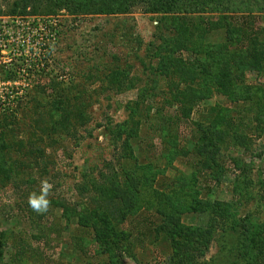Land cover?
Segmentation results:
<instances>
[{"label": "rangeland", "instance_id": "374dc122", "mask_svg": "<svg viewBox=\"0 0 264 264\" xmlns=\"http://www.w3.org/2000/svg\"><path fill=\"white\" fill-rule=\"evenodd\" d=\"M15 2L21 0H0V62L14 56L15 65L27 56L29 63L8 81L24 94L26 107L16 114L23 123L12 127L20 149H0V264L178 263L191 242L186 233L208 230L207 214L188 207L218 198L233 200L229 210L236 216L213 228L207 247L193 244L192 264H264V186L258 183L264 178V9L240 0L235 11L195 12L192 22L211 20L204 37L210 53L189 54L190 62L198 56L201 63L187 64L197 72L190 82L184 78L191 75L168 71L152 56L161 41L158 14L140 7L120 15H73L64 8L34 14L31 7L32 14H7ZM246 32L255 39L244 40ZM6 37L13 49L5 47ZM49 49L42 66L39 58ZM217 65L234 75L229 91L214 84ZM202 66L207 69L198 72ZM110 69L125 87L107 85ZM189 83L194 91L203 86L193 104ZM10 88L0 82V96ZM56 89L66 96L62 108L51 106ZM172 92L185 94L190 109L168 106ZM156 109L170 117L161 130ZM125 119L139 123L124 144L104 126ZM235 125L248 138L246 147L234 144ZM205 133L221 137L205 148L215 165L200 193L194 168L203 157L196 142ZM42 180L53 185L51 203L37 214L26 200L39 193Z\"/></svg>", "mask_w": 264, "mask_h": 264}, {"label": "trees", "instance_id": "16d2710c", "mask_svg": "<svg viewBox=\"0 0 264 264\" xmlns=\"http://www.w3.org/2000/svg\"><path fill=\"white\" fill-rule=\"evenodd\" d=\"M236 1L237 3L240 2V0H21L20 4L18 2H15L13 7L6 13L26 15L32 14V12L34 11L33 13L35 14L37 13L36 11H38L37 9H41L42 11H45V13H51L61 8H64L65 10H67V12L73 15H120L128 14L132 12L135 7H140L143 12L155 13L159 16V26L156 27L157 32H155V37H158V39H161V41L160 44H157L158 46L154 49L155 52H153L152 56L154 58H158L160 60V64H163L164 67H166L167 69H171V67H177V70L182 74L183 77H185L191 75V73H197L195 71V68L187 70L191 67L187 64L191 63L192 66H194V64H201L198 56H195L194 60L190 62V53H194L196 55L210 53L207 49V46L204 44V37L206 32L210 29L209 26L211 24V20H200L197 23H194L190 20L192 15H194L195 12L199 11L217 13L220 11H228L234 9L236 10ZM42 2H44L43 5L40 4ZM253 2H255V5H257L258 8L264 9V1L261 0L260 2L258 0H253ZM246 5L252 7V2H249V4ZM28 7H31L32 12L27 9ZM54 34H56V36ZM54 34L52 36L55 38V40H57V33ZM251 37L252 40L255 39L252 35H250L249 32H246L244 40L249 38V40H251ZM5 42V47H7L8 49L14 48V43H11L8 37H6ZM1 49L2 48L0 47V51ZM51 51L52 50L49 49L47 52L48 54H43L44 56L39 58V63H41L42 66H47V60L45 59V56H49ZM14 61L15 59L13 56L11 61L7 63L0 62V82L5 83V85L11 86L10 91L12 92L10 94L6 93V95L0 96V139L3 140L5 137H7V135H10L9 143L2 141V143L0 144V149H5L9 147V150L10 144L14 147V149H20L19 143L13 141L12 139V127H18V125H21V123H23L20 121L19 118H16V114L18 113L17 109H24L26 107V104L22 105V102H20L21 97L24 94L17 92L18 86L8 81H13L10 77H12V75H15L18 71L23 69L27 63H29L27 56H21L19 61L15 65ZM206 69L207 68L205 66H202V69H200L198 72L204 71ZM216 69H218L219 71L217 72V74L215 73L213 75L215 77V86L218 89H224L229 91L232 86L231 79L232 76H234L233 73L229 69H227L228 72H224L218 65ZM168 71L170 70L168 69ZM187 72L190 73L188 74ZM104 78L107 85L111 89L118 91L125 87L124 85L126 82H124L123 78L120 77V74L113 72V69H110L107 73H105ZM188 78L191 79L190 82H193L195 79L191 75L190 77L184 78L185 81ZM181 80L185 82L180 76V81ZM186 85L184 86V88L186 87ZM191 87L192 86L189 83L186 89H189V92L194 91ZM202 88L203 86L201 87L200 85V87L198 86V88L194 91L195 100L192 102V104L198 100L200 101V99L202 98ZM55 91L56 95L52 97L51 106L54 105L59 108H62L63 102L66 100V96L57 95L60 92V89H56ZM146 91L147 90L143 89L142 93L139 94V97L144 99L147 94ZM14 92H16L17 94H13ZM181 92H179L178 94H174L173 92L170 93V98L166 101V103L170 107L176 105L178 107L181 106L182 108V104H188L187 110H189L191 104L187 102V96ZM35 99L36 98H33L32 100L35 102ZM29 100L31 102V97L29 98ZM150 107L151 106H147V110L150 109ZM70 111L75 114V110ZM155 112V116H157L158 120L160 118L159 127L161 126V130V128H163L167 123L169 124L170 117L168 113L162 114V110L160 111L156 109ZM181 115L183 117H188L189 113H183L182 110ZM242 122L243 121L240 118V123ZM138 123L139 122L137 121L129 122V120L127 119L123 120L122 122L116 123H113L111 120H109L104 126V130L108 134L110 133L112 139L116 142L120 141V139L123 138L125 144L128 140L136 136ZM230 127H233L232 137L234 144H236L237 146L244 145L246 147V145L248 144V138L244 137L242 134L239 133V128L236 127V125ZM199 137V140H197L196 142V149L198 154H202L203 161L200 162V166L195 164L194 169L196 172V178L198 180V188L200 187L199 191L200 193H203L201 192V190L205 189L206 186L205 174L208 173L207 168L213 167L215 165L212 158L210 157V153L205 152V148H210V145L212 146V144H214L212 141L216 138H220L221 136L214 137L211 134L205 133L203 135H199ZM31 147L34 151H40L39 147ZM0 160H2L1 157ZM15 164L20 165L22 163L21 161L17 160ZM234 164L236 165L235 167L238 166L236 160ZM211 175L215 176L213 174ZM216 176L219 177L218 174H216ZM213 180L218 181V178ZM249 181L252 180L250 179ZM0 182L2 181L0 180ZM253 183L254 182H252L251 185ZM258 183L264 186V178H260ZM92 184L93 186L96 185L95 183ZM14 188L16 190L19 189L18 186H15ZM194 201L195 202L188 207V210L196 211L199 213L205 212L207 216L206 219L203 220V224H206V226L208 225L206 227L208 230H203V227H197L194 228L192 231L187 232L185 236L190 238L191 242L190 244L184 246V249L186 250V252H183L182 254L184 258L178 263L176 262V260L173 259L172 264H192L193 260L191 255H195L194 252L197 249V246L193 247V244L197 245L202 243L203 245H205V247H207V244L211 241L212 237L216 235L215 229L213 231V228L217 226L220 222H224L227 219H229L230 221H234L233 219L236 216V212L234 213L229 210L230 204H234L233 200L226 201L218 198L216 200L211 201L206 200L205 202H208L209 204L203 205H201L199 199H195ZM261 228H263V226H261ZM168 235L171 236V245L174 249V254L178 255L180 253L179 246L177 249L174 246V243L176 242V234L170 232ZM260 241L261 244H263L262 239H260ZM185 254H187V258L185 257Z\"/></svg>", "mask_w": 264, "mask_h": 264}, {"label": "clouds", "instance_id": "9594fccd", "mask_svg": "<svg viewBox=\"0 0 264 264\" xmlns=\"http://www.w3.org/2000/svg\"><path fill=\"white\" fill-rule=\"evenodd\" d=\"M53 185L47 180H42L39 193L32 192L27 197V204L37 214L45 213L50 207L49 194L52 191Z\"/></svg>", "mask_w": 264, "mask_h": 264}]
</instances>
